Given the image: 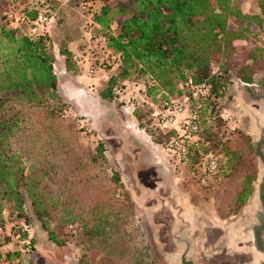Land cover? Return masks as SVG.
Segmentation results:
<instances>
[{
	"label": "trees",
	"instance_id": "16d2710c",
	"mask_svg": "<svg viewBox=\"0 0 264 264\" xmlns=\"http://www.w3.org/2000/svg\"><path fill=\"white\" fill-rule=\"evenodd\" d=\"M18 2L19 0H0V4L5 3L9 8H13ZM102 2V5L90 14L94 27L85 23L84 30L103 37L106 48L121 57L119 69L108 79L106 85L112 98L115 87H129L131 79L139 81L142 85L141 95L150 109L151 116L154 110L152 106H157L160 99L166 95H180V85L188 79L196 83L210 84L209 93L205 98L191 102L200 128L199 142L190 146L186 164L183 165L190 169L198 164L203 156L215 155L220 159L223 170L214 182L216 185H220L225 179L229 180L233 174H240L241 180L234 196V203L238 208L233 213L237 212L251 196L256 179L253 143L248 136L244 137L247 138L246 150L253 157L251 160L245 158L242 150L234 147V144L221 142L214 137V126L208 120L214 118L213 110L208 111V116L204 117L203 106L205 102L222 96L230 74L245 92L264 93V73L258 74V71L253 70L256 64L264 61V48L259 45L260 36L264 32V0H257L258 13H244L238 6V0ZM9 13L18 18L20 22L17 25L7 20ZM40 14L49 18L34 7L29 10L21 8L17 12L0 11V222L13 221V212L17 216L23 214L25 196L22 192L25 191L41 229L47 233L50 241L58 245L50 230L51 215L58 203L51 199L49 190L42 185L39 176L26 174L20 155L10 147L11 139L20 128L19 112L22 107L37 106L54 117L61 114L56 106L59 96L53 68L54 58L48 52L51 48L49 36L47 34L33 38L28 34L29 25ZM236 42L245 44L237 48ZM59 53L65 57L66 68L71 69L69 62L74 52L61 50ZM88 57L90 60L91 56ZM85 63L74 62L76 68H81ZM211 63L218 67L215 73L210 68ZM86 72L89 74L88 68ZM101 96L105 98L108 95L102 93ZM131 98L132 102H135V97ZM140 108L142 107L138 105L131 115ZM150 116L148 125L141 130L151 131L150 134L146 133L151 141L155 135L168 145L174 132L159 131L152 125ZM243 165H246V170L242 168ZM128 206V210L133 206L130 200L125 204V207ZM7 209L11 211L6 212ZM110 216L112 214L105 216V226L99 225L89 230L91 237L108 239L110 232H113V236L116 235L115 227L110 224ZM120 216V228L125 229L132 215L127 212ZM82 233L83 228L78 229V242ZM5 241L6 239L0 238V248ZM32 244L35 247V237ZM99 245L101 244H95L92 248L106 250V246H118ZM78 247L82 250L84 246ZM141 250L144 251L142 255H148V248ZM107 253L101 255V261L108 260L105 257L117 258L115 249ZM95 254L94 261L98 256ZM22 258L19 251L2 253L0 249V262L28 264L22 261Z\"/></svg>",
	"mask_w": 264,
	"mask_h": 264
},
{
	"label": "rangeland",
	"instance_id": "374dc122",
	"mask_svg": "<svg viewBox=\"0 0 264 264\" xmlns=\"http://www.w3.org/2000/svg\"><path fill=\"white\" fill-rule=\"evenodd\" d=\"M102 3V0H92L91 2L87 0H19L13 8H9L5 3L0 4L2 12L11 10L17 12L21 8L29 10L34 7L49 16L51 23L48 36L51 48L48 52L54 58L53 68L57 77L59 96L56 106L57 111H61L59 116L54 117L49 116L45 109L37 106L22 107L19 112L20 128L10 142L11 150L20 155L26 174L39 176L42 185L49 190L51 199L58 203L51 215L50 226V230L58 242L57 245L50 241L47 233L41 229L25 191L22 192L25 196L24 212L20 216L13 212L11 219L16 226L20 222H25L34 230L35 247L32 253L22 258V261L28 264H90V261L96 257L95 253L90 252L95 244H101L100 247L109 244L121 246H136L138 244L148 248L150 251L146 255L148 259V256L153 254L152 245L159 244L160 240L167 244L164 247L167 251L175 248L173 240L169 236L172 221L169 208L162 210V219L156 217L159 216V213L155 219L153 214L148 219L143 213V208L138 206L137 202V200L145 198L146 206L153 207L155 202L160 201L161 194L164 192L156 191L154 194V188L150 181L144 183L140 180L136 183L124 162L118 163L117 159L111 156L119 148L116 135L128 130L126 125L129 124L120 125L121 121L129 120L137 124L139 129L148 125L150 121V109L141 95L142 85L134 79H131L130 84L128 83L132 97H135V108L138 105L142 107L130 115L110 95L106 86L109 79L106 76V70L109 67L104 59V49H102V54L100 49L95 54L100 58L92 63L96 68L94 77H98L97 82L92 83L93 81L85 78L86 81L89 80L87 83H76L87 92L84 100H76L73 93L67 89L69 83H74L75 75L79 74V69L76 68L72 58L69 62L71 69H67L65 57L59 52L61 50L70 52V43L81 36V28L84 27L87 17ZM238 6L242 8V11L245 9L249 13L259 12L257 0H238ZM244 44L236 42L235 46L240 48ZM85 47L82 46L78 49L84 50ZM59 65L61 69L58 68ZM253 70L258 71V74H263L264 61L256 64ZM86 75L91 77L87 73ZM230 75L231 77L222 90V96L204 103V117H207L208 111L212 109L214 118L208 120L214 126L212 131L214 137H217L221 142L228 141L234 144V147L242 150L245 158L252 160L253 157L246 150L247 138H244L248 136L251 139V137L241 129L236 127L233 129L234 124L230 125L225 120L226 116L234 117V108L236 109L234 98L238 95L234 83L239 84V82L233 78L234 76L232 77V74ZM102 93L108 96L102 98ZM243 93L250 98L253 95L264 97L263 92L244 91ZM155 107L152 106L153 109ZM105 120H109L108 125L103 124ZM145 130V133L150 134V130ZM152 142L159 145L166 154L177 161L171 151L167 150L168 145L164 144L160 137L154 135ZM123 167L124 169H122ZM179 167V173L183 178L184 193L190 198L197 200L205 198V201L209 198L212 199L210 201L212 210L221 217H226L238 208V205L234 203V196L241 180L240 174L236 173V176L233 174L234 176L232 175L229 180L225 179L220 185H216L215 181H212L209 186L200 188L195 181L189 178L188 167L181 163H179ZM242 168L247 169L246 165H243ZM121 176L126 178V187L121 183ZM119 188H121V192L118 191ZM117 195L119 196L117 197ZM133 199L134 201H132ZM129 200L133 204L130 206V210H128L129 206L125 207ZM206 207L207 205H205ZM10 211V209L6 210V212ZM127 212L131 213L132 219L128 221L127 227L122 229L120 228V215ZM107 214H112L109 219L110 224L115 227L116 235L113 236V232H110L111 235L108 239L91 237L89 230L99 225L105 226ZM155 222L157 225L160 222L164 224L162 230L158 231V234L160 232L158 237L154 236ZM70 224L75 225L77 231L83 228L79 242L77 236L73 237L70 234L68 229ZM97 239L98 241H96ZM11 241L13 249L19 247L20 241L16 239ZM79 245L84 246L82 250L79 249ZM118 255H126V253H117ZM201 261L202 259H200ZM0 264L8 263L1 261ZM208 264H234V261L223 257L212 259L208 261Z\"/></svg>",
	"mask_w": 264,
	"mask_h": 264
},
{
	"label": "crops",
	"instance_id": "0c3cea01",
	"mask_svg": "<svg viewBox=\"0 0 264 264\" xmlns=\"http://www.w3.org/2000/svg\"><path fill=\"white\" fill-rule=\"evenodd\" d=\"M243 12L249 13L245 9ZM91 15L87 17L85 23L93 28ZM81 46H86L85 50L90 54V60L81 68H77L79 74L75 75L76 82L67 86L69 92L79 101L84 100L87 92L78 84H85L89 80L93 81L92 83L97 82L98 77L94 75L88 77L86 70L94 60L100 58L95 56L96 51L101 49L102 54V49L104 53L107 49L103 37L86 32L84 27L81 28V36L70 43L69 50L72 53ZM58 68L61 69V66L59 65ZM85 78L89 80L86 81ZM234 84L238 95L234 98L236 106L234 117L231 116L234 120L233 129L235 127L241 129L251 137L256 156V179L246 204L237 212L221 217L212 210L210 203L212 199L205 201V198L199 200L190 198L184 193L179 162L173 160L159 145L154 144L144 130L137 127V124L129 120L121 121L120 125L129 124L126 125L128 130L116 135L119 148L111 156L116 158L118 163L124 162L136 183L140 180L144 183L150 181L154 194L156 191L164 192L160 201L155 202L153 207L146 206L145 198L137 202L148 219L151 214L155 219L158 213L159 216L156 217L162 219V210L169 208L172 218L169 236L175 248L167 251L164 249L167 244L160 240L159 244L152 245L153 254H150L149 260L142 255L144 251L141 249L144 247L138 244L135 248L121 245L106 246V250L91 248L90 252L97 253L98 256L95 261L91 260L90 264H208L212 259L223 257L234 261V264H264V97L253 95L250 98L243 93L244 90H241L238 84ZM120 106L131 115L125 105L120 104ZM108 123L109 120L103 122L106 125ZM121 183L126 187L125 177L121 176ZM154 226V236L158 237L160 236L158 231L162 230L164 224L160 222L157 225L155 222ZM111 249L126 255H118L116 259H113V256L109 258L104 256L108 260L102 262L101 255H106Z\"/></svg>",
	"mask_w": 264,
	"mask_h": 264
},
{
	"label": "built area",
	"instance_id": "2783aa9c",
	"mask_svg": "<svg viewBox=\"0 0 264 264\" xmlns=\"http://www.w3.org/2000/svg\"><path fill=\"white\" fill-rule=\"evenodd\" d=\"M7 20L13 25H17L20 21L14 17L13 14H7ZM50 19L45 15H38L36 19L29 25L28 34L30 37L38 38L44 37L49 33ZM259 45L264 48V32L260 36ZM90 54L84 49H77L72 59L76 64H81L89 61ZM105 61L109 68L106 70V76L110 78L113 73L119 69L121 65V57L119 54L106 49L104 53ZM213 73L218 70L215 63L210 64ZM90 75L96 73V68L93 65L88 67ZM107 78V79H108ZM181 94L161 98L159 104L154 108L151 113L152 125L159 131L166 133L173 131L167 149L171 151L172 156L181 164H186V159L189 154V148L193 144L199 142L200 128L196 122L195 113L191 107L193 100L205 98L210 90V84L207 82L196 83L192 79H188L185 83L180 85ZM132 91L129 87L117 86L113 89L112 94L114 100L121 105H125L131 112L135 110V104L132 102ZM134 97V96H133ZM225 119L230 125L234 123L232 117L226 116ZM222 163L215 155L203 156L198 164L189 169L188 176L191 180L195 181L197 186L205 188L209 186L212 181H215L222 173ZM119 195H117L118 197ZM70 234L73 237L78 235L76 226L68 225ZM21 234V235H20ZM20 235V236H19ZM21 239H20V238ZM34 230L25 222H20L16 226L12 221L5 220L0 222V238L6 239L1 246L2 253L19 251L23 256L32 253L34 245ZM20 241L18 248H12L11 240Z\"/></svg>",
	"mask_w": 264,
	"mask_h": 264
},
{
	"label": "flooded vegetation",
	"instance_id": "af4514ba",
	"mask_svg": "<svg viewBox=\"0 0 264 264\" xmlns=\"http://www.w3.org/2000/svg\"><path fill=\"white\" fill-rule=\"evenodd\" d=\"M181 264H186V263H181Z\"/></svg>",
	"mask_w": 264,
	"mask_h": 264
}]
</instances>
